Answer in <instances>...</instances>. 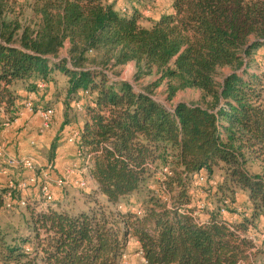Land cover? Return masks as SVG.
I'll return each mask as SVG.
<instances>
[{"label":"trees","instance_id":"16d2710c","mask_svg":"<svg viewBox=\"0 0 264 264\" xmlns=\"http://www.w3.org/2000/svg\"><path fill=\"white\" fill-rule=\"evenodd\" d=\"M116 2L0 0V129L27 102L35 112L54 109L45 88L61 72L69 99L83 108L76 153L81 165L89 160L96 184L77 210L56 198L42 207L35 196H22L18 180L0 186V211L25 207L32 231L18 245L0 233V259L118 264L131 237L144 264H241L264 255L244 236L264 215V0H172V11L147 25L140 6ZM66 41L68 56L60 57ZM131 61L136 79L156 72L157 82L137 90L108 75ZM224 67L230 72L220 83ZM164 79L170 96L191 87L210 102L169 109L153 96ZM164 168L171 174L162 181ZM199 174L215 207L204 222L193 214L199 200L190 193ZM152 178L171 203L154 193L138 216L122 201ZM239 191L252 207L229 226L220 204L228 200L226 208L235 209ZM22 197L25 206L17 204Z\"/></svg>","mask_w":264,"mask_h":264},{"label":"rangeland","instance_id":"374dc122","mask_svg":"<svg viewBox=\"0 0 264 264\" xmlns=\"http://www.w3.org/2000/svg\"><path fill=\"white\" fill-rule=\"evenodd\" d=\"M140 1V2H139ZM140 6L142 9V18L141 22L145 25L149 24L151 21L157 20L161 15L171 12L172 11V0H117L116 7L121 8L123 6H131V5ZM124 9V8H123ZM68 47L69 42L66 41L64 47L61 49L59 56L60 57H66L68 56ZM262 50V49H260ZM256 52V51H255ZM261 51H259L260 53ZM258 51L256 55L258 56ZM255 55V53H254ZM252 58H255L252 56ZM253 64V62H251ZM136 64L135 62L131 61L125 66H123L120 69V73L115 75L112 71L107 70V73L110 77L114 79H122L129 81L137 90H141L144 86H147L150 83L157 82L159 78V74L156 72L143 76L140 79H136ZM230 72L229 67H224L220 69L218 75L216 76V80L218 82H222L224 79V76ZM173 84H176L175 82H172ZM42 91V90H41ZM40 91V92H41ZM44 91V90H43ZM46 93H50L51 99L54 100V117L52 119L51 125H57V120L59 119L60 123L58 126V131L56 137H53V133L50 131L49 135L45 137V145L40 150V153L37 157H32L34 160H36L37 168L35 170V173L40 177L38 179L37 184L34 185H28L26 187V193H29V196H35L39 204L42 207H47L48 203H45V201L42 199V196L40 194V185L43 182H47L48 185H50L53 193L59 197V193L61 192L62 197L57 198L60 200L64 205L68 207H74L73 210H77L80 208H83L86 206V202L83 198L84 193L87 192L86 190H91L90 183L86 187H80L76 185L74 182L76 179L73 177L69 178V183L62 188V190L58 191L56 189V183L55 179L62 178V169L63 168H70L71 164H74V162H80L78 161V158L75 160H72L68 163H65V165L59 169L56 168L55 170H45L50 164V158H54L55 150L52 151V146L55 145V149L58 147V145L65 146L66 144H72V142L69 141V137L73 134V131L76 130L78 122L82 120V114H83V108L81 110H78L76 108V101L77 100H70L69 95L67 93V76L62 74L61 72L55 73L53 76V81L50 82L49 86L45 88ZM154 98L162 103L164 106H166L169 109H172L177 103L179 102H186V103H193V104H204L207 102H210V98L206 97L203 98V93L200 89L197 88H184V89H177L172 96L169 94V81L168 79H164L160 84L154 89L153 91ZM66 102H69V104H66ZM33 118V124H36L37 132L41 133L40 130L43 129V123L42 119L35 116L34 112L31 114L27 119L26 122L29 119ZM67 120L66 123L68 127H64V122ZM4 124L2 125L3 128H6L11 125L12 122H7V120L4 119ZM37 122V123H36ZM7 123V124H6ZM42 124V125H41ZM25 127V126H24ZM21 126V120H20V131L23 130ZM52 127V126H51ZM49 128V130L51 129ZM57 127V126H56ZM63 130V132L61 131ZM25 135H28L30 133V130L27 132V130H24ZM77 160V161H76ZM54 164V163H53ZM79 166V164H77ZM43 168L44 174L46 173V177L41 174V170ZM61 176V177H60ZM66 176V175H65ZM199 189L193 190V193H191L192 188L190 189V193L194 196V198L200 200L201 202H209L206 191L202 189V185L198 186ZM159 185L156 183L155 178H152L151 182L146 184L140 191L126 197L122 202L124 206L129 207L132 210H135L138 206H143L146 201L149 199L151 195H161V198L168 202V204L171 203V200L166 192L158 191ZM155 193V194H154ZM243 198V197H241ZM56 199V200H57ZM5 216H7L8 219L3 220L0 222V233L4 235L5 242L9 244H16L18 245L24 238H27L31 236L32 231L30 229V226L28 225L27 217L29 216V212L26 210L25 207H20L9 209L5 211ZM28 245V244H27ZM31 247V245L29 244ZM245 264H264V255H257L255 260L249 262L245 261ZM0 264H6V262L2 261L0 259ZM9 264V263H8ZM129 264H143L140 259H137L134 263L129 262Z\"/></svg>","mask_w":264,"mask_h":264},{"label":"crops","instance_id":"0c3cea01","mask_svg":"<svg viewBox=\"0 0 264 264\" xmlns=\"http://www.w3.org/2000/svg\"><path fill=\"white\" fill-rule=\"evenodd\" d=\"M48 86L49 84L47 85V87ZM48 94L50 93L48 92ZM27 103H25L24 108L20 111L18 117L11 123L10 126L0 129V151L3 153L0 159L3 162H6L8 164L6 172L5 173L0 172V186L10 185L11 179L18 180L19 182L27 180L32 175L31 171L26 170L21 166L17 168L15 167L16 165L10 164L8 162L9 159H22V158L37 157L42 147H44V145L46 144L45 137L49 135V132L51 131L53 133V137H56V135H58L57 131H58L59 123H60L59 119L57 120L58 122L56 125L57 127L55 125L54 126L51 125V123L48 126L43 125L44 128L40 130L41 133L37 132V128L35 126L36 124H33L34 123L33 118L29 119L26 122V119L31 114H33V112L35 116L41 118L39 115V112H35L32 109V107L27 106ZM20 120H21V126L22 127L25 126L23 130L21 131H20ZM81 124L82 122L80 121L74 125L81 126ZM50 127L51 129L49 130ZM64 127H68L67 124H65ZM25 129L27 130V132L30 130V133L28 135L23 134L25 133L24 132ZM61 131L63 132V130ZM53 157L54 158L50 159L51 161H50V164L48 165H51L53 170L58 168L59 169L58 171L60 172V168H62L65 165V163H68L78 158L77 153H76V145L74 143L72 144L69 143V144H66L65 146L58 145V147L55 149V155ZM78 161L80 162H74V164L81 165V159L78 158ZM74 164H71V166ZM67 170H68V167L62 169V172H63V174L61 175L62 178L65 177V175H67ZM70 177H73L76 179L79 177V175H72ZM58 180L59 178L55 179L54 180L55 183H57ZM216 182H217V179L212 181V183H215V184ZM71 183H75V181ZM89 183L91 185V189L95 188L96 184L93 178L90 179ZM58 187H61V186H58L56 184V189L58 191L62 190V188H58ZM212 189L215 190V186H212ZM21 191H22L21 194L23 197L29 194V193H26V189L21 190ZM86 191H89V190H86ZM61 192L62 191H60V193L58 194L59 197H57L55 194H54V197L56 199L62 197L60 196ZM233 205L231 207L232 209L235 207V209H233L232 211L227 209V211L224 214L222 213L220 214L221 217H225L227 220H229L232 223L242 219L243 215L242 213H240L242 212V210L245 212V215L246 214L249 215V211L252 207V203L249 197L243 191L236 192L235 202ZM213 208H215L214 205L212 206L210 205L208 208H206V210L199 211L197 214L199 219L202 222L208 220L209 218L208 211ZM239 209H242V210H239ZM5 211L6 210L0 211V222L8 219L7 216L4 215ZM250 230H252L256 234H259V232H264V215H261L260 217H258L256 221V225L252 227V229ZM260 242L262 241L259 240V243ZM125 253L128 257L129 262L131 261L134 263L137 259H140L142 263L144 264V257L142 256V253H141L140 243L135 237L130 238L128 245L126 247ZM9 264H14V263L10 262Z\"/></svg>","mask_w":264,"mask_h":264},{"label":"built area","instance_id":"2783aa9c","mask_svg":"<svg viewBox=\"0 0 264 264\" xmlns=\"http://www.w3.org/2000/svg\"><path fill=\"white\" fill-rule=\"evenodd\" d=\"M38 86L40 88H44V83H38ZM27 106L31 107V102H28ZM76 108L78 110H81L82 105L80 103H76ZM39 115L42 119L43 125L48 126L52 120L53 115H54V109L49 108L46 110H42L39 112ZM78 135H79L78 130L73 131V134L69 137V141L76 145V139H77ZM77 154L80 155V152L78 151ZM2 155H3V153L0 151V157ZM8 162L12 165L21 166L24 169L32 172V175L27 180L19 182L18 188L20 190H25L28 185L37 184L38 179H40V177L35 173V170L37 168L36 160H34L33 158H22V159H9ZM89 164L90 163H89L88 159L84 162V165L78 166V165L74 164V166L68 168L67 175L65 177L59 179L56 184L58 186L63 187L69 183L70 176L79 175V177L75 180V184L80 186V187H86L89 184L90 179L92 178L91 174L89 173ZM51 169H52V166L48 165L45 170L50 171ZM0 172H3V173L6 172V169L2 168L1 165H0ZM43 172H46V171L42 170V174L46 177V173L44 174ZM170 174H171V172L168 170V168H164L163 172L160 175V179L163 181ZM205 182H206L205 174H199V175L195 176L194 182L192 184L193 187H192L191 193H193V190H195V189H197V191H198V189H199L198 186L205 184ZM213 184L215 185V183H213ZM10 186H13L12 182H10ZM39 190H40V194L42 196V199L45 201V203H49L55 198L54 193H53L50 185L47 184V182L42 183L40 185ZM10 195L11 194L8 193L6 196V206L9 208L12 207V203L9 199ZM228 203H229V201L225 200L223 202V204H220V212L222 214H224L227 211L226 206L228 205ZM17 204H19L20 206H25L26 201L23 198H21L20 200H18ZM210 205L211 206L213 205L210 201H209V203L208 202H201L200 200L197 201V211H195L193 214L197 215L199 211L206 210V208H208ZM190 207H191V205H190ZM119 208H122V206L120 205ZM239 210H242V209H239ZM134 211L136 212V214L138 216H141L144 214V210L139 206ZM242 212H244V211L242 210ZM221 220L223 222H225L226 224H228L229 226H230V224H232V222L227 220L225 217H221ZM250 229H252V226L248 227L244 236L252 241L255 248H260V247L264 248V232H259V234H256ZM259 240L262 242L259 243ZM25 250L31 251V247L29 245H27V246H25ZM118 264H129L128 257H127L125 252L121 256ZM241 264H245V263L242 262Z\"/></svg>","mask_w":264,"mask_h":264}]
</instances>
